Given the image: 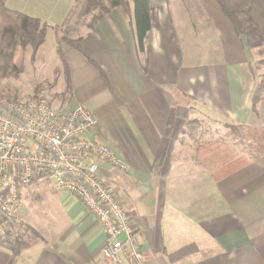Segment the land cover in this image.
I'll return each mask as SVG.
<instances>
[{
  "label": "crops",
  "instance_id": "0c3cea01",
  "mask_svg": "<svg viewBox=\"0 0 264 264\" xmlns=\"http://www.w3.org/2000/svg\"><path fill=\"white\" fill-rule=\"evenodd\" d=\"M21 2L11 8L76 40L60 43L68 104L90 108L94 135L130 165L102 164L141 255L125 264H264V98L252 103L264 45L249 46L217 0H150L142 46L133 5L130 15L114 7L99 19L83 5L68 26L79 0L36 1L44 17ZM236 158L244 163L230 169ZM20 197L23 245L12 264H104L101 225L79 198L43 179ZM0 253L13 255L1 243Z\"/></svg>",
  "mask_w": 264,
  "mask_h": 264
},
{
  "label": "built area",
  "instance_id": "2783aa9c",
  "mask_svg": "<svg viewBox=\"0 0 264 264\" xmlns=\"http://www.w3.org/2000/svg\"><path fill=\"white\" fill-rule=\"evenodd\" d=\"M97 117L82 105L50 103L41 95L20 101L0 93V237L24 223L20 188L43 179L79 198L104 233V264L140 260L134 227L102 164L130 165L94 135Z\"/></svg>",
  "mask_w": 264,
  "mask_h": 264
},
{
  "label": "trees",
  "instance_id": "16d2710c",
  "mask_svg": "<svg viewBox=\"0 0 264 264\" xmlns=\"http://www.w3.org/2000/svg\"><path fill=\"white\" fill-rule=\"evenodd\" d=\"M217 1L234 24L236 31L245 37L249 46L258 47L264 45V0ZM132 5V18L135 23L139 44L142 46L144 37L151 27L150 0H86L84 4L86 12L98 8V12L94 14L96 19L101 18L114 7H121L126 15H130ZM48 27L49 25L40 18L12 9L6 5V0H0V93L2 95L16 99L4 90L2 82L19 71V67L16 64V56L19 49L31 46L33 49L32 56L37 54L39 48L46 40ZM59 42H68L71 45H76V40H71L66 35L60 37ZM58 56L63 66L65 85L62 92H52L50 103L62 106L69 102L72 88L68 62L61 47L58 49ZM55 85L56 83L54 85L49 84V89H52ZM43 87L42 84H39L32 97L38 98L41 96ZM263 98L264 78L258 82L254 90L252 96L253 106L256 107L257 103ZM263 151L264 148L262 149ZM233 162L232 165L230 164V169L236 168L240 160L236 158ZM241 163L243 164L244 161L242 160ZM16 234L17 229L13 236L0 237V243L7 245L13 251L12 256L0 253V256L6 260L5 264H12L14 256L18 254L23 245L20 235Z\"/></svg>",
  "mask_w": 264,
  "mask_h": 264
},
{
  "label": "rangeland",
  "instance_id": "374dc122",
  "mask_svg": "<svg viewBox=\"0 0 264 264\" xmlns=\"http://www.w3.org/2000/svg\"><path fill=\"white\" fill-rule=\"evenodd\" d=\"M13 1L14 0H8L6 5L11 8L13 5H15ZM36 1L40 2L41 4L44 3L46 5L48 4L53 6L55 3L64 5L68 3V1L71 2L72 0H24V2L19 4V7H25V9H31L37 12L36 9L40 4H37ZM85 1L86 0H79L78 5L80 6L70 16V18H68V26H74L73 23L81 20L79 12L82 10V6L85 4ZM38 9V13L43 15V17L49 15L47 14L49 13L47 11L48 8L43 7L42 10H40V8ZM94 14L95 13H92L90 15L92 16ZM89 18L92 19V17H88V19ZM85 20H87V18H85ZM62 31L63 26L55 25L53 28L49 26L46 40L39 48L35 56H32L33 49L31 46L19 49L16 56V64L19 67V71L10 75L2 82L4 90L10 96L20 101L26 100L27 98L33 96L35 89L39 84L44 86L42 95L48 96L49 98L52 96V92H58V87H56V85L53 86L52 89H49V84H57V78L62 74L61 72L63 70L62 63L60 62L61 60L58 56V49L60 48L59 38L62 34H65V32Z\"/></svg>",
  "mask_w": 264,
  "mask_h": 264
}]
</instances>
